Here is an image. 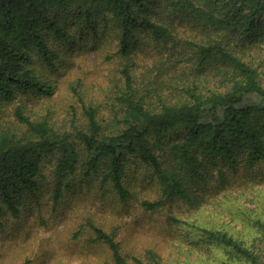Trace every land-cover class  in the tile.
I'll return each mask as SVG.
<instances>
[{
	"label": "trees",
	"instance_id": "16d2710c",
	"mask_svg": "<svg viewBox=\"0 0 264 264\" xmlns=\"http://www.w3.org/2000/svg\"><path fill=\"white\" fill-rule=\"evenodd\" d=\"M156 7L165 15L156 13ZM170 17L193 24L197 40L187 42L195 61L193 74L203 78L212 75L210 71L222 74L227 86L223 92L183 85L178 102L159 99L156 106L149 105L124 66L123 86L108 123L97 108L83 106L84 120L72 125L71 137L17 108L15 118L25 130L0 128V218H18L25 202L36 198L43 160H53L57 206L64 184L81 169L84 178L99 177L101 185L109 186L125 203L129 192L123 179L134 159L160 186L158 200L140 205L151 214L166 204L200 202L196 196L215 169L220 186L212 192L222 187L225 172L235 174L239 165L250 170L264 164V61L259 70L233 54L250 44L264 48V0H0V109L18 96L53 94L32 63L36 60L42 68L56 71L58 54L50 43L71 44V24H85L93 34L98 21L114 24L118 53L127 58L136 48L137 32L167 46L174 37ZM167 220L182 224L174 215ZM182 225L188 234L196 232V244L219 249L222 256L213 264H264L260 220L253 223L256 232L246 240L221 230ZM92 231L113 264H127L114 234L95 227Z\"/></svg>",
	"mask_w": 264,
	"mask_h": 264
},
{
	"label": "rangeland",
	"instance_id": "374dc122",
	"mask_svg": "<svg viewBox=\"0 0 264 264\" xmlns=\"http://www.w3.org/2000/svg\"><path fill=\"white\" fill-rule=\"evenodd\" d=\"M155 11L165 15L162 9L156 7ZM177 18L169 19L174 37L167 46L137 32L133 42L136 48L125 58L118 53L114 24L98 21L93 26L97 32L93 34L86 31L85 24L75 27L69 17L74 43H50L58 54L55 61L58 69H44L36 60L32 63L35 72L51 84L53 94L18 96L3 105L0 128L25 130L15 118L17 108L31 120L45 119L54 130L71 137L72 125L82 122L83 106L97 108L98 115L108 123L123 86L120 72L124 66L129 67L134 87L149 105L156 106L159 99L166 104L178 102L183 85L223 92L227 86H223L222 74L217 76L210 71L213 76L208 78L193 74L191 67L195 61L187 44L197 40L193 24ZM258 47L250 44L244 50L235 49L233 54L262 70L264 48ZM52 161H42L36 198L25 202L19 217L0 218V264H113L108 249L96 242L92 227L115 235L127 264H136V260L142 264H213L222 253L196 244V232L188 234L183 222L221 230L242 240L255 234V221L264 222V164L250 170L239 165L237 173L225 172L222 187L212 192L220 186L215 182V169L211 181L202 185L196 196L200 202L166 204L151 214L140 205L143 201L158 200L160 186L153 173L136 160L128 162L123 179L129 192L125 203L119 201L109 186H102L99 177L84 178L80 168L64 184L63 198L57 206L53 204L56 179ZM218 169L225 168L219 165ZM169 215L182 224H170Z\"/></svg>",
	"mask_w": 264,
	"mask_h": 264
}]
</instances>
